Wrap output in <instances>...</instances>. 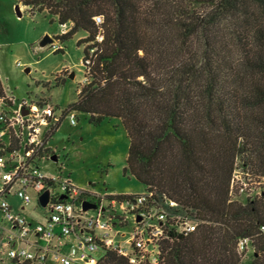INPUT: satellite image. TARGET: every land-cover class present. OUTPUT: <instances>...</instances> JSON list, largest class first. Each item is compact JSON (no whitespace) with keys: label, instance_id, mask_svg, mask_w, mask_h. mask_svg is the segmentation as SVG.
<instances>
[{"label":"trees","instance_id":"trees-1","mask_svg":"<svg viewBox=\"0 0 264 264\" xmlns=\"http://www.w3.org/2000/svg\"><path fill=\"white\" fill-rule=\"evenodd\" d=\"M14 1L70 23L56 40L85 34L75 45L91 43L82 49L86 82L68 110L94 125L120 120L123 175L201 221L166 243L161 264H239L243 237L254 247L249 264H264V196L245 205L228 198L238 155L264 175V0ZM98 264L129 263L105 252Z\"/></svg>","mask_w":264,"mask_h":264},{"label":"built area","instance_id":"built-area-1","mask_svg":"<svg viewBox=\"0 0 264 264\" xmlns=\"http://www.w3.org/2000/svg\"><path fill=\"white\" fill-rule=\"evenodd\" d=\"M93 20L94 41L100 43L102 18ZM62 118L70 126L76 123L74 111L56 117L48 105L27 101L16 108L12 98L0 99V264H98L105 252L129 264H161L163 244L194 233L201 221L188 207L153 190L99 193L77 187L60 168L43 170L42 160L57 161L49 142ZM233 183L232 178L230 193ZM84 203L95 207L84 209ZM258 233L264 236V226ZM250 242L239 238L236 250L243 253Z\"/></svg>","mask_w":264,"mask_h":264},{"label":"rangeland","instance_id":"rangeland-1","mask_svg":"<svg viewBox=\"0 0 264 264\" xmlns=\"http://www.w3.org/2000/svg\"><path fill=\"white\" fill-rule=\"evenodd\" d=\"M15 5L20 17L16 16ZM29 10L33 16L27 13ZM38 10L20 1L0 0V81L5 97L12 98L14 107L19 108L27 101L48 105L56 117H61L75 99L76 86L83 84L82 49L91 43L76 47L75 43L85 38L83 33L65 41L56 40L71 24L61 28L55 18ZM45 36L50 38L47 44L42 43ZM55 80L59 81L58 86ZM74 114V126L66 118L58 123L49 142L56 149L57 161L42 160V169L56 173L60 168L62 176H68L77 187L99 193L142 192L145 189L142 184L128 174L123 175L129 142L120 120L105 119L94 125L86 114ZM242 160L238 155L234 161L230 175L234 186L231 193L228 190V198L245 205L264 196V175L243 166ZM29 215L36 217L35 213ZM253 251L252 240L243 253L236 250L239 264H249Z\"/></svg>","mask_w":264,"mask_h":264},{"label":"water","instance_id":"water-1","mask_svg":"<svg viewBox=\"0 0 264 264\" xmlns=\"http://www.w3.org/2000/svg\"><path fill=\"white\" fill-rule=\"evenodd\" d=\"M15 13H16V16L17 17H20V12H19V9H18V6L17 5H15ZM49 42H50V38L48 36H45V38L43 39L42 43L43 44H47ZM69 77L72 78V74ZM39 201H40V203L42 205H44L45 204V201H46V194H43L40 197ZM83 207H84V209H89V208H94L95 206L92 205V204H89V203H84L83 204Z\"/></svg>","mask_w":264,"mask_h":264},{"label":"crops","instance_id":"crops-1","mask_svg":"<svg viewBox=\"0 0 264 264\" xmlns=\"http://www.w3.org/2000/svg\"><path fill=\"white\" fill-rule=\"evenodd\" d=\"M66 25H64V26H61V28H64ZM66 32V30L64 31V30H62L61 31V34H63V33H65ZM127 194H132V193H127Z\"/></svg>","mask_w":264,"mask_h":264}]
</instances>
